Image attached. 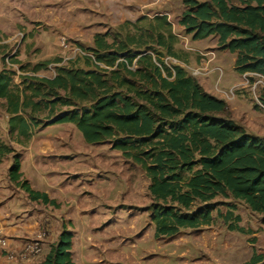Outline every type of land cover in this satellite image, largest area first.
<instances>
[{
  "label": "rangeland",
  "instance_id": "1",
  "mask_svg": "<svg viewBox=\"0 0 264 264\" xmlns=\"http://www.w3.org/2000/svg\"><path fill=\"white\" fill-rule=\"evenodd\" d=\"M107 2L108 0H0V68L12 72L13 90L28 87V95L31 96L38 82L32 81L30 77H53L48 69L52 63L60 64L58 68L90 70L85 67L88 57L77 56L63 62V57L66 54L71 55L70 50L75 46L87 54L96 55L97 58L104 55L106 61L112 51H94L97 36L105 37L106 41L112 44L116 38L119 42L126 40L129 33L133 37L136 36L142 46L152 49L144 52L152 53L156 58L159 53L154 50L156 37H140V30L146 28L149 22L145 18L149 17L124 20L122 14L119 18L118 15L107 11ZM181 3L182 0H177L178 11L176 17H173L176 26L172 25V31L177 38L174 51L177 54L175 58L189 64L184 60H189L194 50L184 45L183 37L188 36L193 48L195 45L192 35L185 29H179L178 23L182 19V16L178 15L181 12ZM127 22L133 24L124 27ZM18 32L25 34L24 42L20 46L18 39H13ZM215 37L219 38L218 35ZM66 42L68 49L65 47ZM130 46V51L126 52L129 56L137 54L140 50L136 49L134 44ZM9 55L12 56L8 59ZM160 56L163 57L162 54ZM234 56L236 57V53ZM217 59L218 55L214 63L216 67L221 68L216 63ZM228 59L226 63L234 66V61ZM105 61H100L103 67L109 71L113 70L107 67ZM47 62L49 64L42 70H34ZM93 62L92 60L91 63L97 66L98 63ZM235 66L238 67L237 59ZM137 68L138 65L133 70ZM92 69L95 70L93 67ZM96 70L103 72L100 68ZM187 70L190 74L189 68ZM225 73L227 74L224 68L214 71V74L219 76L217 82H205L204 79L212 75L194 78L207 93L220 99L224 97L216 89L217 86L228 93L235 87L236 98L231 100L225 97L232 118L252 135L263 138L264 106L258 103L243 77L226 88L222 82ZM166 74L164 69V75ZM236 78L237 75L232 82ZM59 92L61 99H64L65 91ZM56 98L58 95L53 96L52 100ZM50 100L35 98L34 102H40L41 107L33 115L34 119L31 121L35 122L32 124L31 135L27 137L19 135L17 129L10 127V116L5 112L6 102H0V144H6L12 150L0 159V163L7 162L3 164L4 171L11 166L12 170L19 159L21 164L33 168L26 173L25 178L23 175L22 180H26L30 185L45 187L57 202L56 205H46L41 201L28 203V200H31L28 193L24 190L25 195H21L27 208H31L30 212L36 217L21 223L24 228L18 229L27 236L31 235V232L27 231H33L34 226L38 231L33 232L27 239V236H17L16 239H26L24 242L33 240L39 231L44 229L50 234L43 240L44 252L31 256V259L46 258L47 252L58 243L61 233L67 230L74 235L72 254L76 264H243L249 257L251 261L253 257L260 256L264 260V249L261 248L264 246V214L253 212L243 201L232 198L217 197L209 205L197 203L193 210L188 211L191 213L196 209H209L212 222L208 226L182 230L170 238L156 237L153 214L155 201L150 192L151 181L146 170L127 155L131 152L142 153L140 145L143 139L132 140L129 143L130 149L126 151L117 147L121 144V136L98 143H88L74 123H59L57 119L76 109L89 108V104H58L51 111L50 108H45V104ZM31 111L32 109L26 111V118L32 119ZM229 209L234 213L233 218L241 217L240 223L237 224L246 230L245 232L230 230L224 222L222 215ZM2 224V234L6 237L9 235L7 227L9 228L11 223ZM230 243L234 244L233 247ZM102 258L107 262L103 263Z\"/></svg>",
  "mask_w": 264,
  "mask_h": 264
},
{
  "label": "trees",
  "instance_id": "2",
  "mask_svg": "<svg viewBox=\"0 0 264 264\" xmlns=\"http://www.w3.org/2000/svg\"><path fill=\"white\" fill-rule=\"evenodd\" d=\"M183 4L180 24L194 40L218 35L219 46L237 54L240 73H264V0H183ZM145 19L149 22L140 30V37H156V58L144 52L152 49L142 46L129 33L126 40L119 42L116 38L112 44L97 36L93 50L112 51L106 61L104 55L97 59L113 70L93 65L88 57L85 67L90 70L63 67L57 69L55 77L31 76L38 85L31 96H24L23 102L20 93L12 88V72L3 70L0 97L8 101L10 127L21 136H30L35 122L31 120L41 107L34 100L40 97L51 99L45 104L51 111L58 104H89V108L76 109L57 119L59 123H74L88 143L121 136L117 147L126 151L132 140L142 138V153L127 155L146 170L151 181L156 237L170 238L182 230L208 226L212 222L209 209L188 211L197 203L209 205L217 197L243 201L253 212L264 214V137L252 135L234 120L227 101L207 93L183 66L175 65V72L165 68V76L155 59L164 63L160 54L165 53L175 57L177 38L165 17ZM130 24L133 23L127 22L124 27ZM132 44L140 50L129 56L126 52ZM48 64L34 70L38 72ZM136 65L139 68L133 70ZM99 68L102 73L96 70ZM62 90L64 99L59 92ZM55 95L58 98L52 100ZM28 108L32 109V119L24 116ZM11 151L6 144H0V159ZM20 170L17 159L12 179L19 180L33 200L56 205L48 194L33 190L22 180ZM185 172L187 175H183ZM233 217L231 209L222 215L230 230L245 232L237 224L241 217ZM73 236L64 230L40 264H76ZM262 259L253 257L250 264Z\"/></svg>",
  "mask_w": 264,
  "mask_h": 264
},
{
  "label": "crops",
  "instance_id": "3",
  "mask_svg": "<svg viewBox=\"0 0 264 264\" xmlns=\"http://www.w3.org/2000/svg\"><path fill=\"white\" fill-rule=\"evenodd\" d=\"M182 3H183V0H182ZM182 3H181V5H182L181 12L178 14L179 17L182 16L183 12L185 11L184 4H182ZM176 4H177V0H108V2L106 4L107 5L106 9L109 13H112L114 15H118L119 18L121 17V14H122L124 20L125 19L136 20V19H139V18L145 17V16L149 17V19L152 18V20L157 18V17H160V18L165 17L167 19V22L170 23L168 21V14L172 15L173 17H176L175 14L178 11L176 9ZM178 24H179V29H184V27L180 23H178ZM215 36H217V35H215ZM215 36H210V37L205 38V39H199V40L192 39V40L194 42L195 48H197V49H209L210 48V49L216 50L217 55H218V59H217L216 63L219 66H221V70L224 68L225 72H227V74L225 73L224 77L222 78V82L224 83L226 88H229L233 85V83L237 82L238 80L240 81L243 77V74L240 73L238 71V67L235 66L237 54L235 57L234 56L235 53H232L228 49H223L221 46H219L218 45L219 38H217ZM188 40H189V44L192 46L191 39L188 38ZM228 58H231L234 61V66L232 65V67H231L230 65H228L226 63L229 61ZM184 61L193 65V66H200L203 62V59L196 52H194L190 55L189 60L187 59ZM211 68L212 69L216 68L215 63ZM226 68L228 69L227 71H226ZM0 70H1V68H0ZM3 70H1L0 73ZM5 70H6V68H5ZM213 74H214V71L211 72L210 75H212V76L210 78L204 79V80H206L205 82L209 83V81L212 82V80H216V82H217L219 76H218V74H214V75ZM222 74H223V72H222ZM235 75H237V78H236V80H234V82H232ZM238 77H239V79H238ZM219 80H221V78ZM13 81H14V79H13ZM210 84H212V83H210ZM12 88H13V83H12ZM245 88H247V87H245ZM24 89L23 88L18 89V92L20 93V95L22 97L21 102H23L24 96H26L28 94V90L25 93ZM0 102H6L5 112H6L8 117L10 116L9 117V121H10L11 115L8 112V101H7V99L0 97ZM28 109H31V108H28ZM24 116L26 117V115H24ZM5 163H7V162L4 161L3 163H0V225L3 227L4 225L2 223H4V222L5 223L6 222L11 223V226H9V228L7 227V230H9V235L6 236V238L9 241V249H11V248H16V247L20 246L21 244H23L24 240L29 238L33 232L38 231V228L37 227L35 228V226H34L33 231L28 230L27 231L28 233L31 232L30 233L31 235H28V236L25 234V232L18 229V227L24 228V225H22L21 223H25V221L28 220L29 218L31 219L32 217H36V216L30 212L31 208L30 209L27 208V205L25 203V199L21 198V195H25V193H24L25 189H23L19 185V183H18L19 180L12 179V177H13V169L11 170L12 166H11V168H8L4 171L3 164H5ZM34 165H36V162H34ZM29 170H33V168L26 165V164H24V165L21 164V170H20V173L22 174L21 179H23V175L25 178L26 173H28ZM35 186L37 189H35ZM35 186L30 185V187L33 190L48 194L50 199L54 198L52 193L49 192L48 189H45V187L40 188L38 185H35ZM28 195L30 197L29 193H28ZM30 199L31 200H28V203H32V201L35 203H38L39 201L44 203L42 199L33 200L31 197H30ZM53 200H55V199H53ZM19 217H21V219H19ZM50 233H52V231H50ZM9 236H12V237H9ZM17 236L18 237H24V238L26 236L27 237H26V239H23V238L16 239ZM230 245H231V247H233L234 244L230 243ZM261 248L264 249V246L262 245ZM43 252H44V250H43ZM47 253H49V251ZM250 259H251V257H249V260H247V262H245L243 264H250V262L248 263V261H250ZM44 260H45V257L44 258H42V257L34 258L33 257L32 259L29 258L27 260H20L18 262L9 261L7 258V251L4 250L2 248V246H0V264H37V263L40 264ZM102 260H103V263L107 262V260L104 258H102ZM262 262H264L263 259L261 261H259L257 264H261ZM75 263H76V261H75Z\"/></svg>",
  "mask_w": 264,
  "mask_h": 264
},
{
  "label": "built area",
  "instance_id": "4",
  "mask_svg": "<svg viewBox=\"0 0 264 264\" xmlns=\"http://www.w3.org/2000/svg\"><path fill=\"white\" fill-rule=\"evenodd\" d=\"M168 21L173 26H176L174 18L170 14H168ZM14 38L18 39V46H20L24 42L25 34L22 33V32H18L17 34L14 35L13 39ZM183 39H184V45L188 49L196 51L202 57V59H203L202 64L200 66H194L193 67V66H190L189 64H186V63L178 60L177 58H175L173 56L166 55V56H163V58H162L164 63H161L158 60H156V63L158 64V66H160L163 70L165 68H169L173 72H175V70H174V66L175 65H184L183 67L185 69L189 68L190 74L193 77H195V78H204V77L210 75L211 72L215 71L216 69L221 71L220 67H216V68H213V69L211 68L214 65L215 58L217 57V54H216V52L214 50L194 49V48H192L189 45L188 38L183 37ZM65 47H66V49H68L67 42L65 43ZM79 48L80 47H78V46H75L74 48H72L70 50V51H72V54L71 55H67L66 54V56L63 57V62L70 61V60L74 59V57H77V56L90 57V58H92V60L94 62L96 61L98 63L97 65L103 67L101 62L97 59L96 55L87 54V53L83 52ZM16 49H18V48H16ZM11 56L12 55H9L8 59ZM63 62H61V64ZM59 65L60 64H53L52 63V64H50L48 66V69L50 70L51 74H53V77L56 76L57 68H58ZM243 78L246 81V83L249 85L248 87L250 88L252 94L254 93V95L258 99V103H260L262 106H264V102L262 100V92L264 90V73L248 71V72H245L243 74ZM216 89L222 94V96L224 97V99L226 101H228L226 98L231 99V100L236 98L237 89L235 90V87H234V89L230 90V93L223 92L218 86L216 87ZM48 235H49V232L47 230H45V229L44 230H40L39 233L37 234V236L33 240L25 241L20 246H18L16 248L9 249V241L2 234V229H1V226H0V246H2V248L7 251V258H8L9 261L18 262L20 260H27L31 256H37V255H39V254H41L43 252V243H44L43 240Z\"/></svg>",
  "mask_w": 264,
  "mask_h": 264
},
{
  "label": "clouds",
  "instance_id": "5",
  "mask_svg": "<svg viewBox=\"0 0 264 264\" xmlns=\"http://www.w3.org/2000/svg\"><path fill=\"white\" fill-rule=\"evenodd\" d=\"M171 24V23H170ZM172 25V24H171ZM186 38H189L188 36L186 37ZM190 45V44H189ZM191 46V45H190ZM192 47V46H191ZM193 48V47H192ZM194 49H197V48H194ZM204 50V49H203ZM194 52H196V51H194ZM197 53V52H196ZM198 54V53H197ZM199 55V54H198ZM171 56V55H170ZM200 56V55H199ZM174 57V56H173ZM187 70V69H186ZM187 72H188V70H187ZM189 73V72H188ZM192 76V75H191ZM193 77V76H192Z\"/></svg>",
  "mask_w": 264,
  "mask_h": 264
}]
</instances>
